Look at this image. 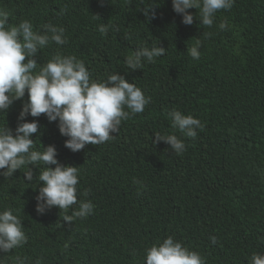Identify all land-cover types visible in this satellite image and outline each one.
Instances as JSON below:
<instances>
[{"label":"trees","instance_id":"1","mask_svg":"<svg viewBox=\"0 0 264 264\" xmlns=\"http://www.w3.org/2000/svg\"><path fill=\"white\" fill-rule=\"evenodd\" d=\"M0 3L9 5L10 23L27 19L36 31L42 32L46 23L65 29L68 43L43 48L36 57L39 65L57 53L74 55L85 63L92 79L103 81L118 73L151 98L144 115L130 114L121 121L114 139L88 144L77 152L64 146L67 137L60 135L56 122L43 114L26 118L40 125V134L32 136L36 150L55 145L59 163L79 168L77 200H90L94 211L71 222L63 221L56 207L38 214L34 204L42 163L29 166L34 174L30 183L24 180L26 167L10 179L0 176V211L12 209L28 236L25 245L0 253L3 264H15L17 255L26 264H35L37 258H42V264H86L87 260L103 264L106 259L110 261L105 264H143L144 247L153 231L158 238L171 235L184 245L195 230L193 248L206 264H216L218 253L230 242L246 257L264 249V0H235L230 10L216 13L211 28L199 23V9H188L197 20L183 24L171 0H144V6H156V17L151 20L140 10L144 7L141 0ZM225 20L228 29L220 31L218 25ZM101 24L109 26L106 36L98 31ZM207 32L213 35L205 38ZM197 39L202 41L201 55L194 60L188 50ZM141 45L162 46L166 52L155 63L145 61L142 69L130 70L125 59ZM23 99L27 100V94ZM21 104L17 100L6 116L0 113V126L7 123L15 130ZM172 109L201 121L204 127L197 130L196 139L172 128L168 116ZM148 116L156 122L147 125ZM155 132L174 133L184 140L187 150L177 155L163 141L153 145ZM125 141L136 150L129 151ZM121 159H127L134 169L131 175L140 183L130 187L124 181L128 174L118 169ZM222 187L237 190L230 205H256L254 210L240 212L234 235L205 233L197 228L202 222L194 217L207 207L212 190ZM145 189L150 190L144 202L140 193ZM162 197L174 205L172 211L156 214L144 224ZM78 206H71L66 216H73ZM221 225L219 219L212 230ZM212 236L216 244L211 243ZM110 245L114 247L107 251Z\"/></svg>","mask_w":264,"mask_h":264},{"label":"clouds","instance_id":"2","mask_svg":"<svg viewBox=\"0 0 264 264\" xmlns=\"http://www.w3.org/2000/svg\"><path fill=\"white\" fill-rule=\"evenodd\" d=\"M235 0H171L172 9L182 16V23L192 25L196 19L188 9H199L200 20L203 26L211 28L214 25L216 13L219 10H230ZM144 6V0H141ZM152 3L140 9L147 20L155 19L156 13ZM9 5L0 3V113L6 116L11 105L21 100V110L18 114L15 130L6 125L0 126V176L10 179L16 170L26 167L23 171L24 180L33 181L34 174L31 166L44 165L39 173L38 194L35 197L34 210L43 215L46 211L53 212V207L59 209L63 221H70L73 217L86 218L94 211V204L89 201L77 200V185L80 170L77 166L62 165L57 160L55 145L42 146L43 150H36L33 134H40L38 120L27 121V117L38 118L43 114L49 122H56L61 136L67 137L64 146L72 152L83 150L86 145H99L115 138L122 120L130 114L144 115L145 107L151 102L140 87L128 82L123 75L110 74L105 80L92 79V73L85 63L74 55L57 53L45 64L39 65L36 57L41 50L50 43L65 45L68 43L65 29L62 26L46 23L43 31L34 30L30 20L24 19L10 23ZM220 31L228 29L227 21L218 25ZM101 35H107L109 26L101 24L98 28ZM213 35L204 33L205 38ZM130 38V37H126ZM202 41L197 39L188 50L194 60L200 58ZM162 46L141 45L125 59V65L130 70L142 69L144 62L155 63L158 57L165 54ZM38 69V71H37ZM27 94V100L23 98ZM127 109V110H125ZM144 111V112H143ZM172 128L178 130L185 137L196 139L197 130L204 125L192 115L182 114L177 109L169 111ZM156 122L148 116V123ZM167 129V128H163ZM168 131V130H167ZM153 145L163 141L170 146L173 152L181 155L187 150L183 139L173 134L153 133ZM139 146L141 139H138ZM126 142V141H125ZM129 151H135L132 144L126 142ZM138 146V147H139ZM175 162V165L179 164ZM54 165L55 167H49ZM120 172L128 174L124 181L135 186V178L131 175L133 168L127 159L118 162ZM150 189L141 191L144 202ZM237 198L236 188L213 189L207 207L199 214L194 215L202 223L197 227L209 234L230 233L234 235L240 222V212L254 210L256 205L238 203L230 205ZM157 209L148 215L147 224L156 214H165L172 211L170 205L160 198ZM78 204V210L73 216H66L71 206ZM52 208V209H51ZM233 212L225 217V213ZM222 225L212 230L219 220ZM195 231V230H194ZM194 231L190 234L189 244L182 245L174 236L168 235L158 238V232L150 233L144 247L143 264H206L202 255L193 248ZM212 244L217 238H209ZM28 236L25 234L22 220L13 210L8 208L0 211V253H10L12 250L25 245ZM108 246L107 251L113 249ZM15 264H26L21 256L14 257ZM108 259L103 260V264ZM110 260H108L109 262ZM3 264V261H0ZM35 264H42V258H37ZM86 264H94L87 260ZM216 264H264V249L253 252L246 257L244 252L230 242L217 256Z\"/></svg>","mask_w":264,"mask_h":264}]
</instances>
